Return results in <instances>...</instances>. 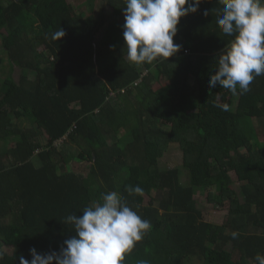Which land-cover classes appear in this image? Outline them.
Returning <instances> with one entry per match:
<instances>
[{
    "label": "trees",
    "instance_id": "16d2710c",
    "mask_svg": "<svg viewBox=\"0 0 264 264\" xmlns=\"http://www.w3.org/2000/svg\"><path fill=\"white\" fill-rule=\"evenodd\" d=\"M86 2L89 12L76 13ZM125 6L0 1L8 62L0 75V142L9 145L0 152V264L30 260L32 247L59 251L75 237L66 217L110 191L151 223L122 264H256L264 255V74L243 95L208 87L233 39L216 24L219 0H202L180 19L177 54L136 66L123 49ZM106 8L116 14L105 16ZM60 28L65 36L52 40ZM171 145L187 184L179 169L159 167ZM74 163L87 171H71ZM137 185L143 195L126 191ZM197 192L227 212L221 225L205 220Z\"/></svg>",
    "mask_w": 264,
    "mask_h": 264
},
{
    "label": "clouds",
    "instance_id": "9594fccd",
    "mask_svg": "<svg viewBox=\"0 0 264 264\" xmlns=\"http://www.w3.org/2000/svg\"><path fill=\"white\" fill-rule=\"evenodd\" d=\"M202 0H126L123 7V49L130 63L141 66L177 54L174 43L182 17L194 14ZM222 15L216 24L226 36L233 37L217 56V67L208 80L209 88H224L243 95L256 76L264 74V0H219ZM207 15V12L203 13ZM65 36L60 28L51 39ZM130 194L143 195L140 186H128ZM66 223L73 225L75 237L63 242L59 251L40 253L29 249L31 259L20 256L19 264H122L151 229L150 221L130 208L116 191L103 193L101 200L71 214ZM233 238L237 233H232ZM264 264V255L255 256ZM138 264H147L141 260Z\"/></svg>",
    "mask_w": 264,
    "mask_h": 264
},
{
    "label": "rangeland",
    "instance_id": "374dc122",
    "mask_svg": "<svg viewBox=\"0 0 264 264\" xmlns=\"http://www.w3.org/2000/svg\"><path fill=\"white\" fill-rule=\"evenodd\" d=\"M67 1L70 5L75 6L76 4L79 3L80 0H67ZM96 6H98V4L94 5L95 9H96ZM99 10H100V5L98 6L96 11H99ZM80 12H83V13L89 12L87 2L85 5H83V7L76 10V13H80ZM104 13H105V16L109 17L110 15H115L116 11H113L111 8H106ZM121 21H124L123 16L121 17ZM7 68H8L7 56L5 55L3 50H1V47H0V75L2 76L1 80H2L3 76L7 73L6 72ZM19 73H20L19 69L15 68L14 72L12 74L14 80L18 79ZM8 147H9L8 144L0 142V152L1 153L4 154L7 151ZM159 167L162 170H170V169H175V168L179 169L181 171L180 180H181L182 184H187L188 176H187L186 171L182 169L181 153H180V150H179L177 145H171L169 147L168 151L165 153L163 158L159 160ZM70 170L73 172L85 173L87 171V164L74 163V164H72ZM230 176L233 180L232 187L235 190H237V188H238L237 178L234 175V173H230ZM194 199L197 203V207L203 212V215H204V218L206 221L213 223V224H218V225H221L223 223L227 212L226 211H217V210H214L212 207H210V204L207 203V193L197 192L195 194ZM149 202H150V198L145 197L144 204L147 205V204H149ZM7 251L10 252V250H7Z\"/></svg>",
    "mask_w": 264,
    "mask_h": 264
},
{
    "label": "crops",
    "instance_id": "0c3cea01",
    "mask_svg": "<svg viewBox=\"0 0 264 264\" xmlns=\"http://www.w3.org/2000/svg\"><path fill=\"white\" fill-rule=\"evenodd\" d=\"M3 4H5L6 3V0H0Z\"/></svg>",
    "mask_w": 264,
    "mask_h": 264
},
{
    "label": "water",
    "instance_id": "95a60500",
    "mask_svg": "<svg viewBox=\"0 0 264 264\" xmlns=\"http://www.w3.org/2000/svg\"><path fill=\"white\" fill-rule=\"evenodd\" d=\"M15 1H18V0H15Z\"/></svg>",
    "mask_w": 264,
    "mask_h": 264
}]
</instances>
